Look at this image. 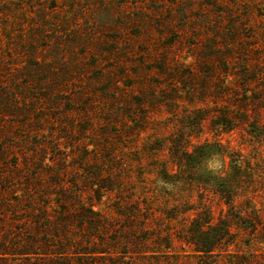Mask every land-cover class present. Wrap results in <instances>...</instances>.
<instances>
[{
    "label": "rangeland",
    "instance_id": "obj_1",
    "mask_svg": "<svg viewBox=\"0 0 264 264\" xmlns=\"http://www.w3.org/2000/svg\"><path fill=\"white\" fill-rule=\"evenodd\" d=\"M224 106L264 125V0H0V264L53 263L38 244H60L49 194L61 190L80 203L71 217L92 205L107 217L98 241L69 229L72 245L105 243L106 254L69 263L198 264L187 227L225 207L193 176L163 194L156 173L170 162L166 141L199 110L210 116L192 144L222 138L246 163L236 203L250 227L208 263L264 264V142L242 123L220 137ZM204 169L228 174L229 159ZM104 181L118 192L98 200Z\"/></svg>",
    "mask_w": 264,
    "mask_h": 264
},
{
    "label": "trees",
    "instance_id": "obj_2",
    "mask_svg": "<svg viewBox=\"0 0 264 264\" xmlns=\"http://www.w3.org/2000/svg\"><path fill=\"white\" fill-rule=\"evenodd\" d=\"M226 51L228 55L231 52L228 48H226ZM222 64L225 67L227 66L225 61H223ZM223 95L228 96L224 92L220 94V99ZM232 110H237V108L221 107L220 114L217 115L214 121L213 127L220 132V137L223 134H228L237 130L238 124L242 123L241 125H246L247 132L252 131L251 136L258 137L264 142V125L257 127V123H249L248 117L246 116L247 113L236 111L237 114H234ZM238 113L240 117H238ZM209 116L210 115L203 114V111L200 110L197 111V113L186 116V121H183V125L179 126L180 129L178 133L166 141L169 150V164L158 167L156 173L157 179L164 185V188H168L163 191V194L177 191L181 187L188 185V183H190L189 177L193 176L195 177L193 179L195 184L198 183L200 186L211 187L225 207L224 214L220 215L217 219L213 216L211 211H200L187 227V243L192 248L193 256L197 259L198 264H210L208 263L209 259L215 255V253L218 251L222 252L226 247L233 244L237 230H241V228H250L248 226H239V223L249 222V217L248 215L247 218L245 217L247 211L239 210V206L236 203L237 191L239 190L237 185L240 183L239 180L245 177L243 173L246 172V163L240 159L235 160L234 155L222 151V138H220L219 144L203 143L197 146L192 144L193 138H197L202 134L204 123L209 119ZM256 128H258V131H255ZM220 155L227 156L229 159L228 174L214 175L206 171L204 165ZM96 180L100 182L99 175L96 176ZM103 184L104 185H98V189L96 190L98 200H101L103 193L115 194L118 192V189L110 187L109 185L106 186V181H104ZM72 191L61 190L49 194V196L57 198L56 205L60 209L61 216H63V219L58 220L55 225V227H57V224H63L62 229H57L62 232V235L55 236V239L59 241L60 244L55 246L47 243L38 244L44 246L43 248L49 252H43L41 254L48 256L51 262H53L51 264H85L82 262L69 263V259L75 255L91 257L106 254L105 251H101L103 250L101 248L106 246L105 243L101 244L99 242L97 244L98 249L94 250L90 249L91 245H87L84 242L72 245L74 244L73 241L76 240L69 231L72 224L79 223L80 228L88 227V229L94 233L93 235H87V238L89 240L96 239L98 241L101 239L100 234L105 235L103 231L106 228L105 224L107 220V217L102 215V211L96 209V205H92V208L89 210L84 209V207L75 210L74 213L78 212L79 214L78 219L71 217L74 210L71 211V207H74V205L80 206V203L78 204L77 201H74L72 198ZM176 210L177 208L173 207L164 214L166 216L170 215L168 217L170 220H175L177 214L174 215V213ZM191 210L194 209H189L186 212H190ZM49 228L51 229L52 226H49ZM74 250H78L79 252L74 253ZM25 254L31 255L34 253L27 251ZM61 257L62 259H57Z\"/></svg>",
    "mask_w": 264,
    "mask_h": 264
}]
</instances>
